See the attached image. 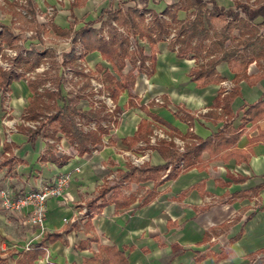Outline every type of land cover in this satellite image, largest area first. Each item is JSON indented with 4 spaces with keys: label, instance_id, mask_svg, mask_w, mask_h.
<instances>
[{
    "label": "crops",
    "instance_id": "1",
    "mask_svg": "<svg viewBox=\"0 0 264 264\" xmlns=\"http://www.w3.org/2000/svg\"><path fill=\"white\" fill-rule=\"evenodd\" d=\"M4 1L13 4L15 0ZM30 1L35 14L47 6L55 7L44 34L57 38L64 37L52 26L77 30L91 23L98 29L100 12L110 7L136 6L155 14L167 9L178 20L193 16L191 9H174L181 0ZM213 1L225 9L234 4L233 0ZM261 21L257 17L254 23ZM218 22L214 19L213 26ZM0 23L12 27L9 21ZM143 47L149 55L148 43ZM152 52L153 74H135L133 88L124 90L117 99L116 125L102 136L100 144L82 155L60 132L58 140L43 135L32 138L17 125L7 136L0 96V250L1 257L9 255L7 264H17L20 253L38 244L44 232H60L71 223L74 227L68 233L43 244L45 253L34 264H102L107 258L106 247L121 252L125 264H264V76L255 80L262 60L251 63L247 78L237 84L239 94L229 106L232 119L227 128L225 120L212 117L210 112H223L216 107L218 91L224 88L228 92L226 84L234 86L229 65H216L222 82L198 87L189 77L195 59L178 58L163 41L153 46ZM85 61L92 69L99 63L112 72L98 52L86 55ZM9 91L11 118L17 124L33 93L21 80L13 81ZM129 98L134 106H128ZM142 119L152 128L149 138L161 130L185 144L210 139L200 153L198 166L175 169L173 178L160 182L169 173L170 164L165 166L156 150L144 148L146 143L141 139L130 147L121 142L134 135ZM57 145L64 152H58ZM128 154L146 155L144 163L164 168L156 177L157 186L153 180L118 181V172L126 171V163H130ZM62 174L70 176L69 184L61 197L46 202L42 229L28 224L27 209L3 210L2 192L17 196L52 184ZM105 182H116L109 194L111 202L99 212L81 215L82 207L88 208L87 200ZM149 193L151 199L142 204ZM130 199L128 206H116Z\"/></svg>",
    "mask_w": 264,
    "mask_h": 264
},
{
    "label": "trees",
    "instance_id": "2",
    "mask_svg": "<svg viewBox=\"0 0 264 264\" xmlns=\"http://www.w3.org/2000/svg\"><path fill=\"white\" fill-rule=\"evenodd\" d=\"M28 2V13L33 19L35 11L30 0ZM233 6L225 9L218 6L213 0H181L174 9L192 10V17L186 20H178L174 13H170L167 9L163 13L155 14L146 11L151 15V20L147 25L143 22V15L138 12L136 6L128 7L125 11L120 8H108L102 10L96 20L100 22L98 29L91 27V23H86L77 30L73 29H58L52 26L54 32L63 37H70L71 44L80 43L83 48L81 58L85 59L86 55L92 52H98L101 59L108 63L112 72L104 68L99 63L95 65V71L99 72L104 81L105 90L109 93L110 98L115 104V111H118L116 105L117 99L124 90H131L134 86L133 69L135 60L140 62L137 68L138 72H144L151 76L154 72L153 65L155 57L152 52L153 46L158 42H166L164 37L172 30L175 34L172 40L167 42L168 49L176 53L178 58L195 59V66L190 69L189 77L196 83L198 87H202L208 83H220L223 79L216 74V65L221 62H226L232 73L234 74V86L226 92V89L220 88L217 95L216 107L222 108L221 114L210 112L212 117L225 120L224 126L229 128L231 115L229 106L233 99L238 96L239 89L237 84L240 80L247 78L248 66L261 59L259 63L260 73L255 78L257 80L264 76V0H254L252 4L248 0H233ZM75 1L72 2V7ZM159 15L167 16L170 20L166 21ZM105 16V17H103ZM260 17L262 21L258 24L254 20ZM218 19L221 22L219 29L213 26V20ZM114 21L118 25L126 28V31L136 40H145L151 48L150 54H144V47L137 44L135 54L137 58L134 60V53L129 51L128 38L123 34L118 33L110 22ZM34 24L38 26L37 21ZM108 26V40L99 37L102 29ZM0 41L13 46L19 40V35H14L12 27L0 23ZM39 36V32H36ZM40 39V38H39ZM41 41V39H40ZM137 42V41H136ZM52 53L49 50L38 52L31 45L26 52V56L18 55L15 58L16 64L19 67H24L25 71H32L41 63L45 57H51ZM133 57V58H132ZM130 61L131 69L126 73L123 72L125 67L124 59ZM149 61L150 65L145 66V62ZM75 57L73 49L68 53L63 54L62 64L74 63ZM78 73V71L75 70ZM48 73V72H47ZM40 77L38 81H32L28 87L33 93V98L30 100L28 107L24 111L23 118L29 121L36 120L42 116L43 122L41 127L31 129L23 125L18 127L21 132L35 138L38 135L49 137L58 140L56 134L62 133L64 137L75 148L78 155L88 152L96 144H100L102 136L108 133L109 126L101 125L102 122H112L116 125V120H112V113L105 111L104 104L98 109H82L73 105L70 100L65 98L61 93V83L58 79L55 91L44 89L38 92V87L49 80V75ZM11 74V77L9 75ZM82 74V73H78ZM48 75V77H47ZM22 75L14 74L11 71H4L0 68V90L9 88L13 81H19ZM60 77V76H59ZM88 88V82H85L82 89ZM102 103V102H100ZM128 106H134L131 98L128 100ZM142 108V106L140 107ZM215 112V111H214ZM76 118L84 125L95 121L97 124L96 130L84 132L76 125ZM110 118V119H109ZM41 128L43 132H41ZM152 133L150 123L145 120H140L137 129L132 137L123 138L121 142L128 147L142 140L146 143V149H154L165 160L166 165H172L169 173L160 180V182L173 178L175 172L174 165L181 159H184L183 171L197 167L200 153L206 149V145L211 141L198 140L185 144L183 153L175 149L172 141L160 140L156 145H150L149 135ZM91 146V147H90ZM127 170L118 172V181L133 180L135 182H146L153 180L154 187L159 184L156 181L158 172L163 170V167L151 166L148 163H143L139 166H134L126 163ZM179 170V169H176ZM116 187V182L112 185L103 183L96 193L85 203L90 213L99 212L102 208L108 205L110 200V192ZM109 195V196H108ZM152 197L149 193L142 204H146ZM131 199L116 203V206L126 207ZM74 223L66 224L65 228L60 231L44 232L41 241L29 247L24 253H20V258L17 264H34V261L39 256L44 255L43 244L47 241L54 242L60 239L63 234L68 233ZM107 253V258L102 261V264H125L123 254L114 248H104ZM3 252L0 250V264H7L9 257H1Z\"/></svg>",
    "mask_w": 264,
    "mask_h": 264
},
{
    "label": "built area",
    "instance_id": "3",
    "mask_svg": "<svg viewBox=\"0 0 264 264\" xmlns=\"http://www.w3.org/2000/svg\"><path fill=\"white\" fill-rule=\"evenodd\" d=\"M17 4L14 7L15 12H17L18 14H20L22 17L24 18H31L30 15L28 14L26 8H27V0H16ZM60 1V0H58ZM248 2L250 4H252L254 2V0H248ZM0 6L2 7H6L7 4L4 0H0ZM127 8V6H121L120 9L122 11H125ZM56 9L54 6H47L43 11L40 12H36V18H37V22L39 23L40 26H43L41 33H40V39L44 40L45 39V34L44 31H48L49 30V21L50 18L54 15ZM147 18L146 20L150 19V15H146ZM160 18L162 19H168L166 16H162L159 15ZM39 19H42L41 21ZM10 20H14V18L10 19ZM10 22V21H9ZM11 23V22H10ZM16 24V23H15ZM114 24V23H113ZM12 25V24H10ZM14 29V27H13ZM1 30V27H0ZM118 32L120 33H124V31L122 29H117ZM14 35H18V30L14 29ZM36 34V33H34ZM29 37L31 38L33 35V32H29L27 34ZM103 35L105 36V39H107L106 36V31L103 29ZM100 37H102V35H99ZM174 34L171 36L173 38ZM38 38V39H39ZM164 39L166 40V42H168L169 37H164ZM69 41V42H68ZM68 43L70 49H73V53H74V57H75V63H77L79 66L81 62L84 61V59L81 58V55L83 54V48L80 45V43H76L75 45H72L70 42V40L68 39ZM129 51L135 53L136 49H137V44H141V40L138 43V40L135 39H130L129 40ZM137 41V42H136ZM32 42V41H28V43L25 46H22L20 44V41L18 40L17 43H19L22 47L21 49L15 48L14 46L16 45L13 44L14 46H9L3 42L0 41V68L4 71H11L14 74H20L22 75L21 77V81H23L25 84H29L30 82H32L33 80H35L38 76H44L45 72L49 71V66H48V62L44 61L46 60L45 58L42 59V62L36 66L34 68L33 71H25L22 69V67H19L16 62H15V58L18 55H22L23 57L26 56V52L27 50H29L30 46L33 45L36 48V45L38 43H41V41H36ZM146 42H142L141 46H143V44ZM139 44V45H140ZM48 47H44V49L41 51H45L48 50ZM3 53L6 56H9L12 58V61H5L3 59ZM54 54V53H53ZM58 55H61V52H57ZM56 55V52H55ZM54 55V56H55ZM55 59H57L56 57H54ZM63 56V54H62ZM4 60V61H3ZM79 62V63H78ZM255 62H253L254 64ZM82 64V69H83V74H91L93 73V69L90 68L86 61L81 63ZM140 62L138 59L135 60V71L137 74V68L139 67ZM150 62L146 61L145 62V66H149ZM59 75H61L60 77L62 78V76L66 79H77L76 75H74L72 67H69L68 65L65 66L64 69H62L61 73H59ZM9 77H11V74L9 75ZM88 77V76H87ZM80 78V77H79ZM96 76H94V74H92L91 76H89V78H87V80H89V88L91 91H93L96 94V97L98 99H100L99 101L103 102V104H105V111L112 113V120H116L119 117V113L115 111V104L113 103V101L110 98L109 93L104 90V84L103 82H101L98 78H96ZM99 82H98V80ZM232 85L231 84H226V88L227 91H229L231 89ZM38 92H42L44 89H48L51 91H55L56 89L52 87L50 80H47L43 85H40L38 88ZM0 96H1V100H2V125L5 127L6 130V135L9 136L10 133L12 131H15V124L14 122L16 121V119H12V108H11V104H10V91L9 88H6L5 90H0ZM156 102H161L159 100L156 99ZM95 104V103H94ZM96 106V104H95ZM93 108V107H92ZM99 108V107H97ZM24 113L21 115V117H19V119L17 120L18 125H23L25 127H29L31 129H37L41 127V123H42V116H39L36 120L34 121H29L23 118ZM76 125L78 127H80L84 132L87 131H92V130H96L97 128V124L95 122H90L87 125L82 124L79 119H76ZM101 125L103 126H109L110 128L113 127V123L112 122H102ZM43 131V129L41 128V132ZM163 138V139H167V140H172V142L174 143L175 148L178 150V152L183 153L185 150V142L179 139H172L169 138L164 132H162L161 130H156L153 132V134L150 136V140L149 143L151 145H155L157 143V140ZM9 140V138H7ZM145 144H141V146H144ZM57 151L58 152H64L63 148L60 145H57ZM147 156H141V157H137V156H132L133 161L132 163L135 164L136 166L141 165L142 163H144L145 158ZM141 163V164H140ZM184 166V159L181 158L175 165L174 167L176 169L182 170ZM172 166H168L167 167V172H170ZM70 181V176L67 174H62L60 175L52 184H47L45 186L40 187L37 190H27L22 194H19L17 196H12L9 195L7 192H2L1 193V206L3 208V210L5 211H10V212H18V211H22L23 209H27L28 213H29V218H28V224L31 225L32 227H38L40 229L43 228V222L45 219V211H46V202L49 199H56L59 198L63 195L64 190L66 189V187L68 186ZM89 213V209L86 208L85 206L82 207L80 214L81 215H85ZM64 221H66V219H64Z\"/></svg>",
    "mask_w": 264,
    "mask_h": 264
},
{
    "label": "rangeland",
    "instance_id": "4",
    "mask_svg": "<svg viewBox=\"0 0 264 264\" xmlns=\"http://www.w3.org/2000/svg\"><path fill=\"white\" fill-rule=\"evenodd\" d=\"M243 1H245V0H243ZM6 4H7L6 7L0 6V21H10L11 24H12V27H14V29H17L18 30V35L20 37L19 38L20 44L22 46H25L28 43V41H32V42H35V43H37L36 41H38V40L40 41V39H38V38L40 37V33L43 30L41 28H39V26H36V24H33L34 21H37L36 14H34L35 17L33 19L32 18H24L20 14H18L17 12H15V10H14L15 5L17 4V1L16 0L13 1V4H11V3H6ZM131 7H133V6H131ZM127 8H125V9H127ZM28 9H29V7H28V3H27L26 10L28 11ZM137 9H138V12L143 15V22H144V24L147 25V23L151 20V15L149 13H147L142 8H137ZM34 11H36V10H34ZM146 15H150V19L149 20H146V18H147ZM12 18H14V20H10ZM39 20L41 21L42 19H39ZM164 20L169 21L170 19L168 18V19H164ZM220 23L221 22H218V23L214 24V25H217L216 26L217 29H219V27L221 26ZM110 24H111L112 27H114L116 29L117 32H118L117 29H122L124 31V33H121V34H123L125 37H127L128 38V41L130 39H135V38H133L131 35H129L127 33L126 28L118 25V23H116L114 21H111ZM104 30L106 31L107 39H105V36L103 35V29H102V31H101V33L99 35H102V38L103 39L108 40V37H109L108 36V26L104 27ZM30 31L33 32V35H32L31 38H28L29 36L27 34ZM37 31L39 32V36L36 33ZM34 33H36V34H34ZM118 33H120V32H118ZM173 34H175V31L174 30H172L171 32H169L168 35L165 36V37H169V40L168 41L172 40V37L171 36ZM44 36H45V39L44 40L41 39V43H38L36 45V48L34 47V49L40 53L44 49V47H48L49 48L48 50L52 53V56L51 57H45L46 60H44V61L48 62L49 71H48V73L47 72H45V73H47L49 75V77H50L49 80H50V83H51L52 87L53 88L56 87L57 81L60 78L59 81L61 83V93H62V95L65 98H67L68 100H70L73 105H76L79 108L82 107V108H85V109L86 108L90 109V107H93V109H98L97 107H100L101 104H103V102L100 103L101 102V101H99L100 99H98L96 97V94L93 91L90 90V88H89L90 87L89 86V80H87V78H89V76H91L92 74H94V76H96V78H98L101 82H103V84H104V90H105V85L106 84L102 80V77H101L100 73L97 72V71H95V68H93V70H94L93 73H91V74H89V73L88 74H83L84 73L83 72V69H82L83 66H82L81 63L85 62V59L84 58H83L84 59L83 62H81V63L78 62L80 64V66L77 63H75V62L74 63H67L65 65L62 64V61H63L62 54L68 53L69 50H70V47H71V46H69V43H68L69 42L68 39L70 40V37L57 38L56 36L54 37L50 33L49 34H45ZM139 41L140 40H138V43H139ZM142 42H146V41L145 40H142ZM142 42H141V44H142ZM20 44L19 43H16V45L15 46L13 45V46L15 48L21 49L22 47H20L21 46ZM55 52H56V55H55ZM57 52L58 53L61 52V55H58ZM136 54L134 53V56H133L134 57V60L137 58V55ZM53 56L56 57L57 59L53 58ZM3 59L5 61H12V58L9 57V56H6L4 53H3ZM129 61L130 60L127 59V58L124 59V62H125V67H124V70H123L124 73H126L129 69H131V64H130ZM41 62H42V60H41ZM67 65L69 67H72L73 73H74V75H76L77 79H66L63 76H62V78L59 77V76H61V75H59V73H61L62 69H64L65 66H67ZM75 70L78 71V73H82V74H78L77 72H75ZM138 73H140V72H138V70H137V74ZM133 74L134 75L136 74L135 67L133 69ZM48 75H47V77H48ZM40 77L41 76H38L35 80H33V82L34 81H38V79ZM99 80H98V82H99ZM85 82H88V88L82 89V86H83V84ZM94 103L96 104V106H95ZM104 106H105V104H104ZM42 122H43V120H42ZM93 122H95V121H93ZM104 123H105V121H104ZM17 125H18V122H17V124H15V128L17 127ZM161 139H163V138H160V140ZM149 140H150V138H149ZM163 140H165V139H163ZM166 141H172V140H167L166 139ZM131 156H132L131 154H128L127 161H129L132 165H135V164L132 163L133 158Z\"/></svg>",
    "mask_w": 264,
    "mask_h": 264
}]
</instances>
